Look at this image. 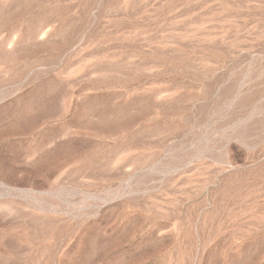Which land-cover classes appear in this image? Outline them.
<instances>
[{
  "label": "rangeland",
  "instance_id": "374dc122",
  "mask_svg": "<svg viewBox=\"0 0 264 264\" xmlns=\"http://www.w3.org/2000/svg\"><path fill=\"white\" fill-rule=\"evenodd\" d=\"M0 264H264V0H0Z\"/></svg>",
  "mask_w": 264,
  "mask_h": 264
}]
</instances>
